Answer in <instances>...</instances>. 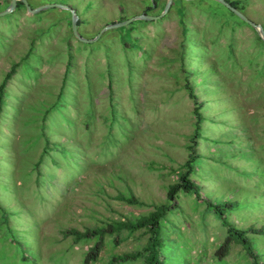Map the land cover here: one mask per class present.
I'll list each match as a JSON object with an SVG mask.
<instances>
[{
	"label": "rangeland",
	"instance_id": "obj_1",
	"mask_svg": "<svg viewBox=\"0 0 264 264\" xmlns=\"http://www.w3.org/2000/svg\"><path fill=\"white\" fill-rule=\"evenodd\" d=\"M12 0H0V12ZM21 0L0 17V264H86L101 235L165 204L192 159L200 199L160 221L163 264H264V41L215 0ZM164 2L165 0H160ZM264 31V0H225ZM154 11L145 13L153 7ZM48 5H56L46 8ZM69 8V9H68ZM193 89L202 122L197 126ZM133 198L134 204L117 197ZM217 208L224 211L223 225ZM117 237V238H116ZM145 229L103 237L95 262L134 254ZM117 239L118 243H115ZM117 264H143V259Z\"/></svg>",
	"mask_w": 264,
	"mask_h": 264
},
{
	"label": "trees",
	"instance_id": "obj_2",
	"mask_svg": "<svg viewBox=\"0 0 264 264\" xmlns=\"http://www.w3.org/2000/svg\"><path fill=\"white\" fill-rule=\"evenodd\" d=\"M79 21L77 22V25L79 26ZM261 39V38H260ZM15 69V66H12L11 72L7 73L6 79L3 82L1 86L4 88L6 81H8L13 74L12 71ZM188 91L189 97L194 102V109L193 113L197 119L196 125L198 126L202 122V116L199 113L200 110V104L197 101V97L193 92V89L188 87L186 88ZM194 167L192 164V159L189 158L183 165H182V171L179 172L177 182L170 185L167 189L166 193V203L155 206L154 210H152L146 217H142L135 222H130L128 225L122 222H113L110 225H108V229L103 228H96L93 231H87V232H78V231H70L68 234H71L75 237V241H79L82 239L91 238L97 235H101V238L98 242L94 244L93 247L89 249V252L85 255L84 262L86 264H89L91 262H95L97 259V256L102 248V241L103 237L106 234H113L114 232H118L122 229H127L128 231L132 232L133 230L137 229H145L147 234L149 235L148 242L146 243L145 247L135 252L134 254L129 255H120V256H113L110 260L111 264H117L120 262H125L129 260H136L139 258L143 259V264H163L161 260V248L163 246V240L160 236V221L166 216L167 211L173 207L172 203L175 202V197L178 194V192L182 191L184 193H193L197 199H200L199 194V186L191 179V175L193 174ZM121 201H126L129 204H134L135 200L133 198H126L123 196L117 197ZM216 212L219 213L223 225H227V221L223 218L224 211H222L221 208H217ZM227 236L225 237L222 244L216 249L215 251V257L218 259H223L229 252L231 245H240L244 247L246 250L248 256L252 259L253 264L257 263V258L253 254L250 246L248 245L249 242L247 240V231H240V230H234L231 227H227ZM117 238V237H116ZM115 243L117 244V239L115 240Z\"/></svg>",
	"mask_w": 264,
	"mask_h": 264
},
{
	"label": "water",
	"instance_id": "obj_3",
	"mask_svg": "<svg viewBox=\"0 0 264 264\" xmlns=\"http://www.w3.org/2000/svg\"><path fill=\"white\" fill-rule=\"evenodd\" d=\"M17 1L19 0H12L8 6V8L3 11V12H0V17L1 16H4L10 12L13 11V9L15 8L16 6V3ZM22 3L28 7L27 5V2L25 0H21ZM172 1L173 0H167V3L164 7V11L162 12V14H160L159 16H155V17H148L146 15H139V16H135L127 21H124V22H121V23H118V24H113V25H110V26H106L104 27L101 32L99 33V35L94 39V40H85V39H82L79 34L77 33V22H78V17L77 15L75 14V12L71 9H69L70 13H71V21H70V28H71V32L73 33V35L81 42L83 43H93L95 42L100 34H102L103 32H105L106 30L108 29H112V28H117V27H122V26H126L128 24H130L131 22L135 21V20H146V21H156V20H159L160 18H162L166 11L169 9V7L171 6L172 4ZM185 1H189V0H185ZM217 2H219L221 5H223L224 7H226L227 9H229L234 15H236L239 19H241L244 23L248 24L249 26H251L259 35V37L264 41V31L262 29V27L260 25H255L253 24L248 18H246V16H244L243 14H241L238 10H236L235 8H233L229 3H227L225 0H215ZM53 7H56V5H48L46 8H53Z\"/></svg>",
	"mask_w": 264,
	"mask_h": 264
},
{
	"label": "flooded vegetation",
	"instance_id": "obj_4",
	"mask_svg": "<svg viewBox=\"0 0 264 264\" xmlns=\"http://www.w3.org/2000/svg\"><path fill=\"white\" fill-rule=\"evenodd\" d=\"M158 2L159 3H163V5H166V3H167V0H165L164 2H161L160 0H158ZM232 6V5H231ZM158 6H157V2H153V7L152 8H148V9H146V11H145V13L147 12V10H149V11H154V10H156V8H157ZM233 7V6H232ZM155 16H159V15H155Z\"/></svg>",
	"mask_w": 264,
	"mask_h": 264
}]
</instances>
